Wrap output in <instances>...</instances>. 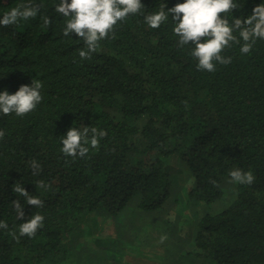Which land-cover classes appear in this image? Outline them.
Listing matches in <instances>:
<instances>
[{"label":"trees","instance_id":"trees-1","mask_svg":"<svg viewBox=\"0 0 264 264\" xmlns=\"http://www.w3.org/2000/svg\"><path fill=\"white\" fill-rule=\"evenodd\" d=\"M27 2L0 0V19ZM32 2L43 5L35 19L0 26V93L43 84L34 112L0 114V221L8 224L0 229V264H64L65 242L82 224L94 234L96 217L117 215L132 202L156 214L152 232L169 238L163 242L169 259L264 264V40L247 55L233 45L223 53L232 62L207 72L197 69L194 46H178L171 18L150 29L137 15L82 60L83 41L63 36L65 18L55 12L59 0ZM235 2L231 18L246 19L264 0ZM141 3L147 14L160 3L167 11L184 0ZM41 16L52 24L45 27ZM73 127H96L107 136L98 148L88 145L86 157H65L61 139ZM32 160L41 166L39 174H33ZM175 167L192 181L187 195L194 206H218L231 195L222 210L193 212L187 237L177 230V219L159 216L172 195ZM233 169L251 171L254 182L225 188ZM39 181L49 188L40 189ZM17 182L44 207L27 205L14 193ZM16 200L23 220L16 219ZM37 213L45 217L43 227L17 242L12 233L19 235V224ZM186 238L192 243L182 255Z\"/></svg>","mask_w":264,"mask_h":264},{"label":"clouds","instance_id":"clouds-1","mask_svg":"<svg viewBox=\"0 0 264 264\" xmlns=\"http://www.w3.org/2000/svg\"><path fill=\"white\" fill-rule=\"evenodd\" d=\"M43 5H37L28 0L6 12L0 19V26L8 27L21 21L35 19ZM167 5L160 3L158 10L146 14L145 6L141 0H59L55 12L63 16V36L75 34L83 41L84 48L78 51L79 57L91 59L101 46V41L115 39L118 24L126 21L130 16L143 17L144 23L150 29H159L169 22L173 24V33L178 38V46H194L191 56L197 63V69L215 72L216 65H228L232 62L230 56L223 55L226 49L233 45H240L241 54H249L257 40H264V3L253 8L252 14L246 19L231 18V13L238 8L235 0H184L174 7L165 10ZM223 14V16L221 15ZM43 25L48 27L52 20L48 16H41ZM43 84L33 81L31 86L22 85L15 94L7 91L0 93V114H15L18 117L34 112L43 97L41 90ZM107 136V132L96 127L70 128L65 137L61 139V151L65 157L73 159L84 158L89 153V147L98 148L100 140ZM5 132L0 130V140ZM33 174H39L41 166L30 161ZM230 183L251 185L255 177L251 171L244 172L233 169L229 172ZM215 185V181H211ZM40 189H47L49 185L39 181ZM13 192L23 197L27 205L43 208L44 201L38 196L30 195L22 182L13 186ZM16 219H24V210L20 200L13 202ZM45 217L39 213L31 216L25 223L19 224V235L12 233L14 239L20 237L33 238L43 227ZM8 224L0 221V229H7ZM167 237L161 236V243Z\"/></svg>","mask_w":264,"mask_h":264},{"label":"rangeland","instance_id":"rangeland-1","mask_svg":"<svg viewBox=\"0 0 264 264\" xmlns=\"http://www.w3.org/2000/svg\"><path fill=\"white\" fill-rule=\"evenodd\" d=\"M175 168L172 195L163 207L165 216H159L168 222L177 219V230L187 237L190 229L195 226V220L192 218L194 217L193 212L196 214L199 211L205 213L207 206L202 203L197 206L192 204L194 198L187 195L192 181L185 171H179L178 167ZM232 186L233 184L227 181L224 184L225 188ZM176 196H178L177 200ZM230 199V194L225 195L218 206L211 204L208 207L212 211L222 210L223 204H227ZM200 215L202 214L200 213ZM113 216L96 217L95 220H99L100 225L94 234L84 232L87 227L82 224L79 232L65 242L67 253L63 260L64 264H200L198 260L186 261L184 258L177 259L176 256L169 259L165 254L166 245L161 243V238L152 232L154 225L152 223L156 222L157 218L154 212H144L136 207L135 202H132ZM156 224L158 225L157 222ZM160 224H164V222ZM165 226L167 225L165 224ZM93 238L98 243L93 241ZM168 239L167 237L164 242L168 243ZM184 241L185 244L179 246V252L182 255L190 249L189 245L192 243L187 238Z\"/></svg>","mask_w":264,"mask_h":264}]
</instances>
